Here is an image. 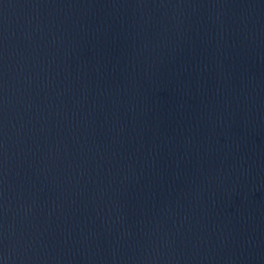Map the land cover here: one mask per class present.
I'll list each match as a JSON object with an SVG mask.
<instances>
[{
  "label": "water",
  "instance_id": "obj_1",
  "mask_svg": "<svg viewBox=\"0 0 264 264\" xmlns=\"http://www.w3.org/2000/svg\"><path fill=\"white\" fill-rule=\"evenodd\" d=\"M0 264H264V0H0Z\"/></svg>",
  "mask_w": 264,
  "mask_h": 264
}]
</instances>
